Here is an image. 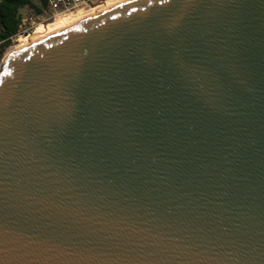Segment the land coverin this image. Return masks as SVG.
I'll list each match as a JSON object with an SVG mask.
<instances>
[{
  "label": "water",
  "instance_id": "95a60500",
  "mask_svg": "<svg viewBox=\"0 0 264 264\" xmlns=\"http://www.w3.org/2000/svg\"><path fill=\"white\" fill-rule=\"evenodd\" d=\"M0 264H264V0H135L10 54Z\"/></svg>",
  "mask_w": 264,
  "mask_h": 264
},
{
  "label": "rangeland",
  "instance_id": "374dc122",
  "mask_svg": "<svg viewBox=\"0 0 264 264\" xmlns=\"http://www.w3.org/2000/svg\"><path fill=\"white\" fill-rule=\"evenodd\" d=\"M118 0H106L105 3L115 2ZM103 3V4H105ZM33 6H27L21 8L19 11L20 25L18 33L13 37L11 46L8 47L3 53L0 52V72L3 69L5 59L12 53L16 52L22 47L23 42L27 37L32 35L34 32L40 30L43 31L44 35H48L58 31L62 26L70 23H75L83 19L84 16L89 14L93 9L99 6L76 12L74 14L52 17L45 11V8L41 4L40 0H32ZM102 4V5H103ZM101 6V5H100ZM37 9H40L42 13H38Z\"/></svg>",
  "mask_w": 264,
  "mask_h": 264
},
{
  "label": "trees",
  "instance_id": "16d2710c",
  "mask_svg": "<svg viewBox=\"0 0 264 264\" xmlns=\"http://www.w3.org/2000/svg\"><path fill=\"white\" fill-rule=\"evenodd\" d=\"M43 7L45 1L40 0ZM33 6L32 0H0V52L11 46L12 39L19 33V11L21 8ZM38 13H42L37 9Z\"/></svg>",
  "mask_w": 264,
  "mask_h": 264
},
{
  "label": "bare ground",
  "instance_id": "6f19581e",
  "mask_svg": "<svg viewBox=\"0 0 264 264\" xmlns=\"http://www.w3.org/2000/svg\"><path fill=\"white\" fill-rule=\"evenodd\" d=\"M132 1H135V0H118L115 2L105 3L101 6H99L98 8L93 9L89 14L84 16L83 19H81L80 21L75 22V23L66 24V25L62 26L58 31L51 33V34H48V35H44V34H42V33H44L43 31L38 30V31L34 32L32 35H30L29 37H27L26 40L23 42L22 47H20V49H18L16 52H19L20 50L25 49V48L32 47V46H34V45H36V44H38V43H40V42H42L48 38H51V37H54V36L60 34L64 30H66V29H68L74 25L85 22L89 19H92V18L102 14V13L111 11V10L121 6V5H124V4L132 2Z\"/></svg>",
  "mask_w": 264,
  "mask_h": 264
},
{
  "label": "built area",
  "instance_id": "2783aa9c",
  "mask_svg": "<svg viewBox=\"0 0 264 264\" xmlns=\"http://www.w3.org/2000/svg\"><path fill=\"white\" fill-rule=\"evenodd\" d=\"M45 11L52 17L65 16L95 8L105 3L106 0H44ZM20 33V30H19Z\"/></svg>",
  "mask_w": 264,
  "mask_h": 264
}]
</instances>
